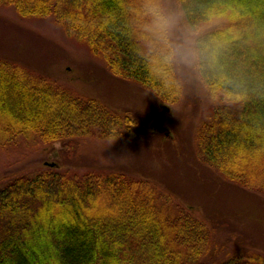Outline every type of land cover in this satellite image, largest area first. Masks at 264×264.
Returning <instances> with one entry per match:
<instances>
[{"label": "trees", "instance_id": "1", "mask_svg": "<svg viewBox=\"0 0 264 264\" xmlns=\"http://www.w3.org/2000/svg\"><path fill=\"white\" fill-rule=\"evenodd\" d=\"M141 3L0 0L23 17H51L112 74L176 106V63L150 55L140 39ZM175 4L195 33L194 67L214 101L216 121L200 120L197 146L226 178L264 196V0ZM220 17L228 22L203 29ZM139 124L127 109L0 56V264H264L259 250L219 239L215 220L229 218L202 213L150 177L69 172L60 161L6 170L36 148L59 141L75 153L89 139L131 138Z\"/></svg>", "mask_w": 264, "mask_h": 264}, {"label": "rangeland", "instance_id": "2", "mask_svg": "<svg viewBox=\"0 0 264 264\" xmlns=\"http://www.w3.org/2000/svg\"><path fill=\"white\" fill-rule=\"evenodd\" d=\"M164 3L178 17L177 36L195 34L178 12L175 0ZM227 22L225 17L215 18L203 29ZM0 56L73 84L120 110L127 109L140 120L131 138L89 139L75 153L54 142L15 160L6 170L24 172L60 161L69 172L116 168L141 174L157 180L202 213L229 218L220 220V227L214 219L223 244L264 253V196L226 178L204 160L197 146V126L201 119H210L214 101L194 63H176L182 94L176 106L171 105L133 80L112 74L102 57H95L85 42L66 36L51 17H23L5 4H0ZM237 238L241 241L233 244Z\"/></svg>", "mask_w": 264, "mask_h": 264}, {"label": "clouds", "instance_id": "3", "mask_svg": "<svg viewBox=\"0 0 264 264\" xmlns=\"http://www.w3.org/2000/svg\"><path fill=\"white\" fill-rule=\"evenodd\" d=\"M140 15V39L150 55L169 64L195 62L199 55L195 34L177 36L178 17L164 0H142Z\"/></svg>", "mask_w": 264, "mask_h": 264}, {"label": "water", "instance_id": "4", "mask_svg": "<svg viewBox=\"0 0 264 264\" xmlns=\"http://www.w3.org/2000/svg\"><path fill=\"white\" fill-rule=\"evenodd\" d=\"M165 109H167V107L165 106Z\"/></svg>", "mask_w": 264, "mask_h": 264}]
</instances>
